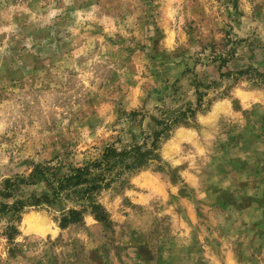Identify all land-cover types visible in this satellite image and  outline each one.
<instances>
[{
  "label": "rangeland",
  "instance_id": "1",
  "mask_svg": "<svg viewBox=\"0 0 264 264\" xmlns=\"http://www.w3.org/2000/svg\"><path fill=\"white\" fill-rule=\"evenodd\" d=\"M0 264H264V0H0Z\"/></svg>",
  "mask_w": 264,
  "mask_h": 264
},
{
  "label": "trees",
  "instance_id": "2",
  "mask_svg": "<svg viewBox=\"0 0 264 264\" xmlns=\"http://www.w3.org/2000/svg\"><path fill=\"white\" fill-rule=\"evenodd\" d=\"M132 151V150H131ZM131 151L118 152L114 147H108L101 161L97 163L90 164L86 167H80L76 169H71L69 173H66L60 177H53L50 181V188L53 191V197L60 198L63 197L64 193H71L70 195H65L73 201L88 202L89 207L92 208V213L95 214L99 219L102 215L100 206L93 200L96 191L104 188H108L113 182L114 177H111L114 167V159L118 157L120 161L131 157ZM136 161L131 164H126L125 169H139L146 165V154H138ZM72 196V197H71ZM43 200H48V197L43 199H34L33 203L29 205L27 203H15V212L18 213L20 209H24L26 206H38L43 203ZM83 211H72L71 220H76V218L81 215Z\"/></svg>",
  "mask_w": 264,
  "mask_h": 264
},
{
  "label": "bare ground",
  "instance_id": "3",
  "mask_svg": "<svg viewBox=\"0 0 264 264\" xmlns=\"http://www.w3.org/2000/svg\"><path fill=\"white\" fill-rule=\"evenodd\" d=\"M34 218V217H33ZM35 220V219H34ZM37 222V221H36ZM31 223V222H30Z\"/></svg>",
  "mask_w": 264,
  "mask_h": 264
}]
</instances>
